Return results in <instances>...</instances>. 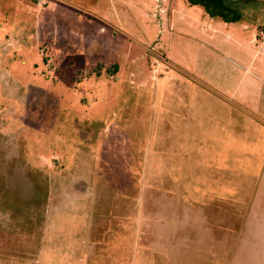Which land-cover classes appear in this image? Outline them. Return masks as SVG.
<instances>
[{"label": "rangeland", "instance_id": "374dc122", "mask_svg": "<svg viewBox=\"0 0 264 264\" xmlns=\"http://www.w3.org/2000/svg\"><path fill=\"white\" fill-rule=\"evenodd\" d=\"M231 2L264 29V0ZM203 9L0 0V264H264V205L259 227L242 231L243 184L193 193L207 167L180 164L174 128H151L156 80L174 61L199 70L180 31ZM247 129L242 165L262 175L264 130Z\"/></svg>", "mask_w": 264, "mask_h": 264}, {"label": "crops", "instance_id": "0c3cea01", "mask_svg": "<svg viewBox=\"0 0 264 264\" xmlns=\"http://www.w3.org/2000/svg\"><path fill=\"white\" fill-rule=\"evenodd\" d=\"M242 20L228 23L204 9L196 18L185 16L180 31L182 54L188 58L189 51L199 52L200 57L195 59L199 70L187 61L173 62L175 73L166 71L151 89L150 120L151 128L175 129L176 158L180 156V164L194 165L197 170L198 166L207 167L205 175L198 173L197 183L190 185L193 193L202 184L207 188L213 184L214 190L223 191L232 187V181H238L241 187L243 184L241 195L251 198L245 210L248 215L240 226L243 231L259 227V208L264 205V173L259 174L260 165L256 163L242 165L240 152L241 146L245 149L247 128L264 130L263 94L255 99L256 112L244 107L250 99L249 88L264 82V73L259 72L264 71V62L259 68L252 63L261 55L259 48L264 51V29ZM233 52H237V57H233ZM230 135L234 143L229 140Z\"/></svg>", "mask_w": 264, "mask_h": 264}, {"label": "trees", "instance_id": "16d2710c", "mask_svg": "<svg viewBox=\"0 0 264 264\" xmlns=\"http://www.w3.org/2000/svg\"><path fill=\"white\" fill-rule=\"evenodd\" d=\"M227 0H188L192 5L202 6L212 17L221 18L228 23H236L243 19V15L226 4Z\"/></svg>", "mask_w": 264, "mask_h": 264}, {"label": "flooded vegetation", "instance_id": "af4514ba", "mask_svg": "<svg viewBox=\"0 0 264 264\" xmlns=\"http://www.w3.org/2000/svg\"><path fill=\"white\" fill-rule=\"evenodd\" d=\"M227 1L230 2V3H235V2H231L230 0H227ZM239 1H250V0H238L236 2H239Z\"/></svg>", "mask_w": 264, "mask_h": 264}, {"label": "water", "instance_id": "95a60500", "mask_svg": "<svg viewBox=\"0 0 264 264\" xmlns=\"http://www.w3.org/2000/svg\"><path fill=\"white\" fill-rule=\"evenodd\" d=\"M230 1H237V0H230Z\"/></svg>", "mask_w": 264, "mask_h": 264}]
</instances>
